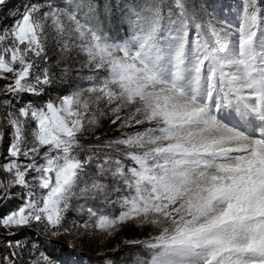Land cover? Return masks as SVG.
<instances>
[{
	"label": "snow or ice",
	"instance_id": "obj_1",
	"mask_svg": "<svg viewBox=\"0 0 264 264\" xmlns=\"http://www.w3.org/2000/svg\"><path fill=\"white\" fill-rule=\"evenodd\" d=\"M101 14L100 0H32L0 26V79L13 109L0 132V142L10 137L0 203L26 189L0 228L43 226L56 236L77 196L120 185L122 213L94 215L102 230L133 220L157 229L125 241L147 249L134 264H264V9L245 0L230 31L195 0H149L122 14L127 40L110 35ZM50 41L83 55L87 86L61 84L66 71L48 66ZM50 90L57 102L44 99ZM224 109L257 121L259 132L229 126ZM102 121L119 137L83 143ZM7 240L0 264H25L26 245ZM33 250L27 264H55Z\"/></svg>",
	"mask_w": 264,
	"mask_h": 264
},
{
	"label": "rangeland",
	"instance_id": "obj_2",
	"mask_svg": "<svg viewBox=\"0 0 264 264\" xmlns=\"http://www.w3.org/2000/svg\"><path fill=\"white\" fill-rule=\"evenodd\" d=\"M10 0H6L8 2ZM144 0H100L102 6L105 9V19L109 23V31L104 25L106 31L110 33L116 39L127 40L130 39L132 32L129 25L124 22L122 14H126L130 8H135L137 6L143 7L146 3ZM5 2V4H6ZM32 0H21L19 2L20 11H22ZM46 2H51V0H46ZM71 2V0H68ZM226 3L227 0H224ZM245 0H241V5ZM168 4V1L166 0ZM4 4V5H5ZM115 5L117 9V14L112 12V5ZM197 9L200 11L201 15L209 18L214 24H218L219 20L223 17V2L213 0H195ZM259 8L264 9V0L259 2ZM0 6V9L3 6ZM212 12V13H211ZM216 14V15H215ZM103 19V16H100ZM117 19H121L119 23L122 25L129 33H125L123 29H119V24L115 23ZM225 24H232L235 29L239 26L233 22L225 20ZM167 26L165 27V33H167ZM49 64L48 66L52 70L59 72L58 74L63 75L66 71V76L70 75L74 77V81L80 86H87L84 78L88 73V70L81 67V61L83 59L82 54H76L75 52L63 53L60 49L51 41L49 42ZM61 71V72H60ZM10 75V74H9ZM67 81V80H66ZM6 81L0 79V132L8 131V124L4 121L3 117L6 112H10L13 109L9 107L10 101L12 100L6 93L5 89ZM52 90L48 91L50 94ZM61 93L54 90L52 96L45 100H52L57 102V98ZM35 98V97H34ZM28 97V99H33L36 103H43L36 98ZM25 100H27L25 98ZM23 101L18 97L16 98L15 107L18 108ZM19 106H17V105ZM231 113H225V112ZM236 113V114H233ZM243 113L237 112L234 109H224L219 113V117L226 121L224 118H229L237 121L241 125L244 124V129L249 133L255 131L254 134L259 132V124L254 122L255 120L250 118H245ZM242 118L240 119V117ZM239 119L242 120L239 122ZM229 125L232 123L226 121ZM243 123V124H242ZM108 121H102V127L104 129L109 126ZM238 125V124H237ZM255 125V126H254ZM34 126V125H33ZM254 126V127H253ZM234 127V126H232ZM239 127V126H238ZM239 127L237 129H241ZM138 129H125V131H136ZM142 130V129H139ZM108 132V131H107ZM109 133V132H108ZM105 134V135H104ZM101 134L102 139L111 140L119 137L120 132L114 126V133L109 137V134ZM89 136L94 137V134H86L87 139ZM6 138L0 142V163H3V157L5 154V142ZM10 138V137H9ZM31 139V137H29ZM89 144L95 142L92 138L88 140ZM83 142V141H82ZM45 149H42L43 152ZM112 154V153H110ZM6 176V174H5ZM111 181V177H106L103 181L106 185ZM26 191L22 186L15 190L14 196L10 200H5L0 203V212L2 214L7 213L12 208L20 205L22 203V193ZM126 193L121 189L120 185L112 186V190L108 192L106 196H90V197H80L77 196L70 204L69 208L65 212L64 220L59 229V234L56 236L51 235L50 229H45L43 226L33 225L31 228H0V256L7 255L6 247L8 240L15 239L19 240L26 245L23 253L20 257L21 260L27 264V262L38 255V252L33 250V245H36L40 252H44L48 255L55 264H62L69 260L70 264H134L137 258H142V254L147 251L142 245H129L126 244L127 240H147L149 236L157 234V229L151 224H141L138 220L124 221L118 223L115 228L102 230L98 228L96 215L107 216L108 218L118 217L122 211V205L120 203L122 196ZM96 214V215H94ZM15 232L14 237H10L11 234ZM62 245L72 248L71 254L65 259H57L52 257L50 254L46 253L44 250V245Z\"/></svg>",
	"mask_w": 264,
	"mask_h": 264
},
{
	"label": "trees",
	"instance_id": "obj_3",
	"mask_svg": "<svg viewBox=\"0 0 264 264\" xmlns=\"http://www.w3.org/2000/svg\"><path fill=\"white\" fill-rule=\"evenodd\" d=\"M20 1L21 0H10V1L6 2V4L3 6L2 9H0V26H8V25L12 24L13 19H14V14H18L20 12V9H19L20 8V6H19V2ZM53 71L56 74L59 73V72H56V70H53ZM58 75H60V74H58ZM70 80H74V77L70 76V75H67V76L64 75V79L61 80V84L68 83V82H70ZM53 92H54V90H52L50 94H46L44 99L50 98L52 96ZM25 98L28 99V97H25ZM34 99L36 100V98H34ZM36 101L42 102V100H36ZM19 105H17V106H19ZM104 133L109 134V137L112 136L113 133H114V126L109 124V126L104 128V129L98 128V129L95 130V136L96 135L101 136V134H104ZM94 137L89 136L88 139L83 140V143L89 144L88 140H91ZM9 139H10L9 137L6 138L5 152H6V148H7V144H8ZM0 214H2V212H0ZM44 250H45L46 253L50 254L52 257H57V256L59 257L60 255L65 256L70 250H72V248L68 247L67 245L66 246L53 245L52 247H48V246L44 245Z\"/></svg>",
	"mask_w": 264,
	"mask_h": 264
},
{
	"label": "bare ground",
	"instance_id": "obj_4",
	"mask_svg": "<svg viewBox=\"0 0 264 264\" xmlns=\"http://www.w3.org/2000/svg\"><path fill=\"white\" fill-rule=\"evenodd\" d=\"M242 116H243V114H242ZM242 116H241V117H242ZM241 117H240V118H241ZM224 119H225L226 121L232 123V124L235 125V126H239V127H242V128L244 127V124H243V123H242L243 125H241L240 123H237V121H235V120H233V119H229V118H227V117L224 118ZM239 120H240V119H239ZM239 122H241V121H239ZM254 122H256V121H254ZM256 123H258V122H256ZM237 124H238V125H237ZM254 132H255V131H254Z\"/></svg>",
	"mask_w": 264,
	"mask_h": 264
},
{
	"label": "water",
	"instance_id": "obj_5",
	"mask_svg": "<svg viewBox=\"0 0 264 264\" xmlns=\"http://www.w3.org/2000/svg\"><path fill=\"white\" fill-rule=\"evenodd\" d=\"M62 264H69L68 262H62Z\"/></svg>",
	"mask_w": 264,
	"mask_h": 264
}]
</instances>
